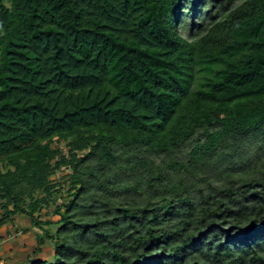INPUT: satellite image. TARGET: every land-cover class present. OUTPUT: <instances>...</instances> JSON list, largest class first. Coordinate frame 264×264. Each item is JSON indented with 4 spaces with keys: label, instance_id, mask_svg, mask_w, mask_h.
<instances>
[{
    "label": "trees",
    "instance_id": "trees-1",
    "mask_svg": "<svg viewBox=\"0 0 264 264\" xmlns=\"http://www.w3.org/2000/svg\"><path fill=\"white\" fill-rule=\"evenodd\" d=\"M20 216L23 264H264V0H0Z\"/></svg>",
    "mask_w": 264,
    "mask_h": 264
},
{
    "label": "rangeland",
    "instance_id": "rangeland-1",
    "mask_svg": "<svg viewBox=\"0 0 264 264\" xmlns=\"http://www.w3.org/2000/svg\"><path fill=\"white\" fill-rule=\"evenodd\" d=\"M61 146L65 147L64 144ZM53 219L57 220L56 217H53ZM9 228L12 231V236H5V232L1 231L4 238L0 241L1 264H23L29 256L32 257L33 255L34 241L39 230H36L30 223L25 222L24 216L18 217L15 224H10ZM26 228H31L30 232H24ZM42 250L44 256L49 258L52 254L50 242H47Z\"/></svg>",
    "mask_w": 264,
    "mask_h": 264
}]
</instances>
